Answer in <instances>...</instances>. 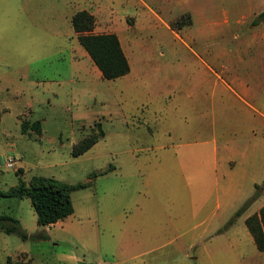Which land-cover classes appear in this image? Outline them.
<instances>
[{"label":"rangeland","instance_id":"obj_1","mask_svg":"<svg viewBox=\"0 0 264 264\" xmlns=\"http://www.w3.org/2000/svg\"><path fill=\"white\" fill-rule=\"evenodd\" d=\"M98 1L114 18H96L94 33L117 34L131 65L113 81L72 25ZM259 10L264 0H0V192L33 176L88 184L48 229L29 199L1 195L0 217L35 239L0 230V264H264L245 224L264 205V81L244 102L221 80L263 73ZM98 125L105 137L74 157Z\"/></svg>","mask_w":264,"mask_h":264},{"label":"trees","instance_id":"obj_2","mask_svg":"<svg viewBox=\"0 0 264 264\" xmlns=\"http://www.w3.org/2000/svg\"><path fill=\"white\" fill-rule=\"evenodd\" d=\"M190 20V16L182 19ZM264 22V12L260 13L254 24L258 25ZM182 24V21L178 22ZM77 39L81 46L90 56L91 60L98 67L103 79L108 81L117 80L128 75L131 72L129 59L123 49L122 43L115 33L95 34L96 18L90 12L84 10L76 13L72 17ZM28 124H22L23 132L26 133ZM38 134L42 133L41 121H36L30 125ZM99 133L92 134L83 138L73 148V156L79 157L92 149L102 138L105 133L101 126L98 125ZM88 184L69 185L53 177L33 176L29 182L21 179L19 185L12 188L7 194L1 195L15 196L21 199L27 198L31 201L33 209L38 217V225L46 227L56 224L67 219L75 213L72 200V192L87 187ZM259 189V186H256ZM254 196L238 212L237 216L246 211L255 201ZM246 227L253 237L257 249L264 252V205L262 208L245 220ZM0 230L7 235L16 234L22 240L29 238L35 239V235H28L20 225L18 219L10 216L0 217ZM43 237V236H41ZM6 264H24L20 260L15 261L9 257ZM25 264H33L27 261Z\"/></svg>","mask_w":264,"mask_h":264},{"label":"crops","instance_id":"obj_3","mask_svg":"<svg viewBox=\"0 0 264 264\" xmlns=\"http://www.w3.org/2000/svg\"><path fill=\"white\" fill-rule=\"evenodd\" d=\"M149 9L151 10V12L156 17H159L154 10H152L151 8H149ZM263 11L264 10H261V11L259 10L256 14L258 15L259 13H261ZM251 12L252 13H255V12H253V10H251ZM90 13L92 15H94L95 18H104L105 16L107 18H109V19L114 18V11L108 10V9L104 8L99 1L97 2V4H95L94 11H92ZM106 13H109V14L105 15ZM187 16H188V14H187ZM189 16H190L191 20H193L192 17H191V15H189ZM183 17H186V16H182L181 18H183ZM205 17H206V15H205ZM127 18H132V17H127ZM257 29H259V32H256ZM251 33H252L253 43H255V46H257L259 48V50H261L264 47V43L263 44L262 43L256 44V41L259 38H261V39L263 38L264 39V22L261 23V24H259L258 26H256L255 29ZM259 57H260V53H259ZM200 60H201V63L205 65L206 69L208 70V73H211V74H214V75H218L215 72V70L208 64V62L204 61L202 58H200ZM256 62H257V57H256ZM263 73H264V69H263ZM263 73H260V72H255L254 73L253 76H255V82H256L255 85H252L251 83H249L248 81H246L245 78H240L238 76V74H234V76H232L230 78V81H226L223 78L221 80L223 82L225 91H227L228 93H231L235 98L240 99V100H243L244 102H246V98H256L257 97V92L256 91H259L260 90V88L262 86V82L264 81V78H262V74ZM196 86H197V88H198V86H200L199 85V81L196 82ZM186 91H188V86H184V82H181V92H186ZM249 106L254 109V107L252 106V104H249ZM254 110H255L256 114L260 117V119H263V122L262 121L261 122L258 121L259 122L258 124L263 128L262 129V132L259 131V133H261L263 135V139H264V114L261 111H258V109H256V108ZM251 132L252 133H255L256 132V129L253 128L251 130ZM224 147L226 149H228V150L231 149V146H230L229 143H227ZM230 163L232 165L234 164L233 167L235 169L236 168V162H234V160H231ZM229 175H231L230 176V179H231V177L233 175L232 180H230V184H229L230 185V188L236 190L239 187V184H240L238 181L235 182V178L234 177H235L236 173L233 172V173H230ZM253 184L255 186V185H258L259 183L257 181H254ZM262 206H260L255 211V213H257L262 208ZM250 215H252V214H250ZM19 222H20V220H19ZM56 224H53V225H50V226H46L44 228L48 229V228L53 227Z\"/></svg>","mask_w":264,"mask_h":264},{"label":"built area","instance_id":"obj_4","mask_svg":"<svg viewBox=\"0 0 264 264\" xmlns=\"http://www.w3.org/2000/svg\"><path fill=\"white\" fill-rule=\"evenodd\" d=\"M16 167V159L13 155H10L6 162L7 169H14Z\"/></svg>","mask_w":264,"mask_h":264}]
</instances>
